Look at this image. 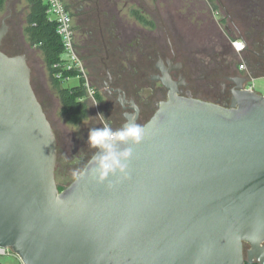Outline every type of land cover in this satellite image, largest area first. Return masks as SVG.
Masks as SVG:
<instances>
[{"label":"water","instance_id":"obj_1","mask_svg":"<svg viewBox=\"0 0 264 264\" xmlns=\"http://www.w3.org/2000/svg\"><path fill=\"white\" fill-rule=\"evenodd\" d=\"M6 32L1 246L24 264H264V95L247 79L220 104L179 95L164 72L168 98L139 142L119 145L131 149L124 172L100 179L97 149L59 189L56 133L26 55L2 50Z\"/></svg>","mask_w":264,"mask_h":264},{"label":"flooded vegetation","instance_id":"obj_2","mask_svg":"<svg viewBox=\"0 0 264 264\" xmlns=\"http://www.w3.org/2000/svg\"><path fill=\"white\" fill-rule=\"evenodd\" d=\"M10 1L6 0L0 17V27L7 26L2 50L26 55L28 47L17 38L20 17L9 8ZM211 2L216 11L204 7L202 13L191 10L181 15L147 9L151 22L146 25L139 21V14L133 18L124 14L120 0L66 2L75 53L98 97L97 116L89 117L82 140L53 127L58 136L55 173L59 168L67 171L68 166L79 173L87 156L97 150L87 143L91 128L102 127L104 121L114 130L130 122L140 126L147 122L168 98L170 88L161 81L164 72L179 95L220 104L228 102L231 90L244 79L264 77V0ZM219 13L226 17L224 30L215 20ZM221 31L243 40L240 53L222 42ZM26 57L29 64L31 59ZM31 83H37L32 73Z\"/></svg>","mask_w":264,"mask_h":264},{"label":"rangeland","instance_id":"obj_3","mask_svg":"<svg viewBox=\"0 0 264 264\" xmlns=\"http://www.w3.org/2000/svg\"><path fill=\"white\" fill-rule=\"evenodd\" d=\"M69 0H65L68 2ZM207 1V2H206ZM120 0L119 6H123V13L128 17H136L138 14L142 16L139 21L141 24L146 25L147 22H151V16L147 13V9L159 8L160 11L166 13H179L181 15H186L187 12H192L191 10L202 13L204 7H210V9L217 10L212 3V0ZM210 2V3H209ZM28 3L29 0H11L9 8L12 9L14 13L19 14L21 24L19 25L17 38L20 42L24 43L28 47L26 55L29 56L32 76L37 77V83L33 84L35 92L44 106L47 116L52 123L54 128H57L59 132H66L67 136L70 137L71 134L78 140L83 139L85 128L89 124L90 116H97L94 111V107L87 99H85L88 105L87 115L76 124L68 123L65 119V116L61 113V104L58 96L57 86L53 83L50 77V72L44 62L43 54L39 48L36 46L30 47V43L27 40L25 33V28L28 21ZM205 10V9H204ZM220 11V10H218ZM5 8L0 9V17L4 14ZM164 13V14H166ZM216 23L224 30V24L226 23V17L222 16L220 13L215 16ZM222 42L226 43L227 47L236 52L231 46V40L238 38V35H230L221 31ZM5 50H8L5 48ZM82 83V78L80 76H72L68 80L64 81L63 86H78ZM255 90L264 95V77H257L254 80ZM99 114L103 115L101 109H99ZM100 116V115H99ZM101 117V116H100ZM104 118V116L102 117ZM56 132V131H55ZM58 138V136H57ZM94 154L92 152L85 159L84 164L80 167V172L86 162ZM73 167L68 166V170L61 172L60 168L56 171L55 177L57 185L60 189L66 187L77 174L73 173ZM0 261L3 264H20L19 260L13 256H0Z\"/></svg>","mask_w":264,"mask_h":264},{"label":"trees","instance_id":"obj_4","mask_svg":"<svg viewBox=\"0 0 264 264\" xmlns=\"http://www.w3.org/2000/svg\"><path fill=\"white\" fill-rule=\"evenodd\" d=\"M5 2L6 0H0V9L4 7ZM28 9V21L25 28L27 40L31 46H36L43 54L51 80L57 86L61 113L65 116L66 121L71 124L79 123L88 112V105L84 100L86 91L83 80L78 86L61 85L60 80L54 75L57 70V68H54V64L60 61L63 53V46L56 32V25L48 19L44 2L29 0ZM138 18L141 19L142 16L139 15ZM76 74V70L64 71L65 76H75ZM245 264L258 263L245 262Z\"/></svg>","mask_w":264,"mask_h":264},{"label":"built area","instance_id":"obj_5","mask_svg":"<svg viewBox=\"0 0 264 264\" xmlns=\"http://www.w3.org/2000/svg\"><path fill=\"white\" fill-rule=\"evenodd\" d=\"M46 4V15L49 20L53 21L56 25V32L60 37L63 53L61 59L58 63L54 64V68H57L55 72V77L60 80L63 86L64 81L68 80L72 76H65L64 71L76 70L77 74L75 76H80L83 80V85L85 87L86 94L84 100L87 99L94 107H97V98L95 96L93 88L89 85L82 65L74 50V30L70 11L67 7L65 0H40ZM231 46L236 51L239 52L243 48L244 42L241 38H236L231 40ZM240 68H243V64H240ZM254 77H249L243 85V88L249 91H255ZM258 93V92H257ZM260 94V93H259ZM96 102V104H93ZM0 256H13L16 257L20 264H24L19 256L8 246L0 245ZM0 264L3 262L0 261Z\"/></svg>","mask_w":264,"mask_h":264},{"label":"clouds","instance_id":"obj_6","mask_svg":"<svg viewBox=\"0 0 264 264\" xmlns=\"http://www.w3.org/2000/svg\"><path fill=\"white\" fill-rule=\"evenodd\" d=\"M99 115L103 117L102 114ZM143 131V127L135 123L126 124L120 129L114 130L106 121L103 122L102 127L89 130L87 143L99 150L92 160L95 164L93 171L98 174L100 179L110 173L124 172L127 167L125 161L130 157L131 149H121L119 145L127 144L129 141L139 142L142 139Z\"/></svg>","mask_w":264,"mask_h":264}]
</instances>
